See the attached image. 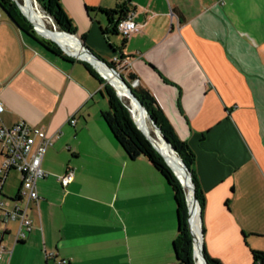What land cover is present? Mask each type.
<instances>
[{"label":"crops","instance_id":"obj_1","mask_svg":"<svg viewBox=\"0 0 264 264\" xmlns=\"http://www.w3.org/2000/svg\"><path fill=\"white\" fill-rule=\"evenodd\" d=\"M60 3L76 34L106 58L123 35L101 30L108 22L98 8L132 12L138 30L122 60L194 151L202 243L222 264H255L253 250L264 251V0ZM77 63L47 52L0 7V118L53 135L28 208L31 229L14 243L8 222L1 239L11 252L0 264H181L171 187L145 156L130 158L119 145L95 82ZM67 168L74 177L63 186L57 175ZM19 185L20 173L4 196Z\"/></svg>","mask_w":264,"mask_h":264},{"label":"trees","instance_id":"obj_2","mask_svg":"<svg viewBox=\"0 0 264 264\" xmlns=\"http://www.w3.org/2000/svg\"><path fill=\"white\" fill-rule=\"evenodd\" d=\"M34 1L38 3V6L43 12H45L52 18L54 24L58 29L66 30L75 34L77 33L75 24L62 8L60 0ZM0 7L5 11L9 19L17 26V28L21 32L35 39L47 52L57 55L63 59H67L70 61L76 60L81 62L87 72L98 80L102 88L99 87L97 89V92L103 94L107 100V107L101 110V116L108 126L109 130L111 131L113 137L130 158H134L138 155L145 156L151 162V164L161 173L165 181L171 187L175 199L178 218L177 235L173 241L175 257L181 264H194V258L192 254V237L187 223L188 211L185 190L182 187L179 178L172 171L163 156L156 150L150 140L136 126L130 115L126 102L116 94L112 86L104 82L103 78L88 61L73 58L72 56L66 54L55 41L38 34L33 28V24L20 10L19 6L14 0H0ZM98 9L105 14L108 22V26L101 28V30L109 31L110 33L118 32L116 27L117 22L121 17L126 15L128 11L127 6L125 4H121L110 9ZM78 36H80L82 40L84 39V34H78ZM69 37L81 43L80 39H78L77 37H73L70 35ZM126 37L127 36H123L121 45L118 47V49L114 48V50L116 51V55L114 56H116L120 60H122V58L124 57L121 48L125 44ZM85 45L88 46L86 43ZM89 48L97 56H99V58L105 60L99 53L95 52L91 47ZM106 62L116 67L117 61L115 59L110 58ZM126 77V81L128 83H131V81L136 78V75L132 71H127ZM131 88L137 98L147 109L151 118L156 122V125L160 128V132L162 133V135L169 140L171 146L174 147L175 151L188 167L191 175V180L194 184V193L199 204V214L201 216L205 204V196L203 190L199 185L197 174L195 171V154L193 149L185 140L181 139L178 136L172 123L164 113L161 106L158 104L155 96L147 87L138 82L136 85H132ZM143 121L144 123L145 121H147V116L145 117V119L143 118ZM201 230H203L202 226ZM202 246L203 254L209 264H222V262L218 258L210 255L206 251L203 243ZM263 253L264 251L253 250L254 260H256L258 257H261Z\"/></svg>","mask_w":264,"mask_h":264},{"label":"built area","instance_id":"obj_3","mask_svg":"<svg viewBox=\"0 0 264 264\" xmlns=\"http://www.w3.org/2000/svg\"><path fill=\"white\" fill-rule=\"evenodd\" d=\"M117 30L123 36L138 30V24L132 18V12L129 11L117 22ZM113 59L117 61L119 70L125 69V60H120L116 56ZM138 79L134 78L132 84L136 85ZM4 108L3 101L0 99V113ZM69 121L73 124L75 118L71 116ZM53 135L47 134L42 128L20 119L12 124L4 123L0 118V144L2 159L0 162V191L1 185L6 173L14 169L20 173V185L17 194L11 199L0 198V256L1 253L11 249L6 248L2 242V234L7 228L9 221H15V231L13 242L23 240L32 226V219L28 214L30 203L38 196L37 180L45 172L41 167V160L46 147L52 143ZM74 177L73 168H67L63 173L57 175V179L64 186ZM191 224V223H190ZM201 227V225H200ZM192 229V228H191ZM193 232V231H192ZM196 247L194 246L195 250ZM193 258L195 254L193 252ZM194 264H197L196 259ZM255 264H264V253L255 260Z\"/></svg>","mask_w":264,"mask_h":264},{"label":"bare ground","instance_id":"obj_4","mask_svg":"<svg viewBox=\"0 0 264 264\" xmlns=\"http://www.w3.org/2000/svg\"><path fill=\"white\" fill-rule=\"evenodd\" d=\"M16 1L18 2V4L20 5V7L22 8V10L34 22L35 26L39 30H41L42 32L47 33V34L54 35L55 38L66 49H68L69 51L71 50L70 51L71 53L76 54V55H81L83 57H86V58L92 60V62H94L95 66L98 68V70L111 82V84L113 86H114V84H113L112 81L116 80L117 82H119L118 84H119V87H120L121 92H122L121 95L119 94L117 88L115 86L114 87H115L116 91L118 92V94L120 95V97L122 96V98H129V105H130V110H131V114H132L133 118L138 123V125L141 128H143V130L147 134L150 135V137L152 138V140H153L154 144L156 145V147L159 150L162 149L161 152L164 154V156L166 158V161L174 169V171L176 172V174L178 175V177L183 182V185L185 187H187V189H188V192H187L188 196L187 197H188V202H189L190 212H191V215H190V223H191L192 231H193L194 235L197 238V246H196V249L194 250V254H195V257H198L199 258V263L198 264H204L203 259H202L201 254H200V248H199L200 241H201V235H200V232H199L200 222H199V218H198L199 217L198 216V209L196 207H194V205L192 204V200H191V189H190L189 181H188V178H187V173H186L184 167L182 166V163L180 161V157L171 148V150H172V157H173L174 161L177 163L178 168H179V172H180V174H179L177 167L174 166L176 163L174 164L173 161H170L168 154H166L165 148H166L167 145L165 144V142L160 137L153 136L155 134V132L157 134H161V135H162V133L155 128V132L153 134V129L151 127H149V125H147L148 122L145 121L146 124L144 123L143 118H144V116H147V115L144 113V111L138 105V103L133 98H131V96H129V94L127 92V89L125 88L124 84L121 82V80L119 79V77L117 76V74L115 72H113L109 67H107L103 62L96 61L89 53L86 52V50L84 49V47L82 46V44L79 41H75V40L73 41V39L69 37V35L70 36H73V37H77V36L71 35V34H68V33H65V32H57V29L58 28L54 24H52L53 25L52 26L53 28L51 27L50 29H46V31L44 29L40 28L38 26V19L40 17H44L46 15H44V13H42L40 10L36 9V7H34L31 4V0H24V2L22 4L20 3V1H18V0H16ZM23 7H25V9L29 12V14L24 10ZM81 49H82L83 52L82 53H79ZM194 222L198 225L197 228H196L197 229V232L194 229Z\"/></svg>","mask_w":264,"mask_h":264},{"label":"water","instance_id":"obj_5","mask_svg":"<svg viewBox=\"0 0 264 264\" xmlns=\"http://www.w3.org/2000/svg\"><path fill=\"white\" fill-rule=\"evenodd\" d=\"M16 1V0H15ZM16 3L18 4V2L16 1ZM19 5V4H18ZM20 7V5H19ZM21 11L26 15V17L29 19V21L33 24V28L36 30V32L40 35H42L43 37L45 38H48V39H51L53 41H55L60 47L61 49L68 55L72 56L73 58L75 59H81V60H86L88 61L95 69L98 70V68L95 66L94 62H92V60L86 58V57H83L81 55H76V54H73L71 53L68 49H66L56 38H54L52 35L50 34H47V33H44L42 32L41 30H39L34 22L30 19V17L22 10V8L20 7ZM57 32H65V33H68V34H71V35H75L77 36L81 43H82V46L84 47V49L86 50L87 53H89L96 61H101L103 62L107 67H109L113 72H115L117 74V76L119 77V79L121 80V82L124 84L125 88L127 89V92L129 94V96H131V98H133L137 103L138 105L142 108V110L144 111V113L147 115L148 119H149V122L151 124L152 127L156 128L157 130L160 131V128L156 125V122L151 118V116L149 115L147 109L144 107V105L141 103V101L137 98V96L134 94L133 90H132V82L131 83H128L125 79V77L116 69L115 66L111 65V64H108L105 60L99 58V56H97L88 46L85 45V43L83 42L82 38L80 36H78L77 34L75 33H71V32H68L66 30H61V29H57ZM105 77V76H104ZM106 78V77H105ZM116 94L120 97V95L118 94V92L116 91ZM121 98V97H120ZM128 107V106H127ZM128 110L130 112V115L133 119V121L135 122L136 126L143 132V134L150 140V142L153 144V146L156 148V150L163 156V158L165 159L166 161V158L164 156V154L161 152V150H159L156 145L154 144L152 138L150 137L149 134H147L143 128H141L138 123L135 121V119L133 118L132 114H131V110L130 108L128 107ZM164 138V141L175 151L174 147L171 146L169 140L163 136ZM180 161L182 163V166L184 167L186 173H187V178H188V181H189V185H190V189H191V200H192V204L194 205V207H196L198 209V214H199V204H198V201H197V198L195 196V193H194V184L191 180V175H190V171L188 169V167L185 165V163L182 161L181 157H180ZM167 162V161H166ZM167 164L169 165V163L167 162ZM170 166V165H169ZM170 168L172 169V171L176 174V172L174 171V169L170 166ZM176 176L178 177V175L176 174ZM179 178V177H178ZM179 180L181 181V179L179 178ZM181 183L183 184V182L181 181ZM184 186V185H183ZM185 196H186V201H187V208H188V216H187V223H188V228H189V231H190V234H191V237H192V248L194 249V246L196 247L197 246V238L196 236L194 235V233L192 232V229H191V224H190V215H191V212H190V206H189V202H188V194L185 193ZM199 222H200V225H201V219H200V214H199ZM200 235H201V241H200V245H199V248H200V254H201V257L203 259V262L204 264H209L203 254V249H202V230H201V227H200Z\"/></svg>","mask_w":264,"mask_h":264},{"label":"rangeland","instance_id":"obj_6","mask_svg":"<svg viewBox=\"0 0 264 264\" xmlns=\"http://www.w3.org/2000/svg\"><path fill=\"white\" fill-rule=\"evenodd\" d=\"M15 1V0H14ZM18 1H20V3L22 4L23 2H24V0H18ZM16 2V1H15ZM29 2V1H28ZM17 4V3H16ZM31 4L34 6V7H36V9H38V10H40L42 13H44V15H46V16H44V17H40L39 19H38V26L40 27V28H42V29H44L45 31H46V29H50L53 25L52 24H54V22H53V20H52V18L48 15V14H46L45 12H43L41 9H40V7L38 6V3L36 2V1H34V0H31ZM18 5V4H17ZM19 6V5H18ZM20 8V7H19ZM24 8V10L29 14V12L25 9V7H23ZM21 10V9H20ZM55 25V24H54ZM56 26V25H55ZM53 28V27H52ZM54 38H55V36L54 35H52ZM74 41V40H73ZM61 48V47H60ZM70 49V48H69ZM71 51V50H70ZM73 52V51H72ZM83 51H82V49L80 50V52L79 53H82ZM106 61H108L110 58H106L105 56H102ZM78 64V66H81L82 68H84L83 67V65H82V63L80 62V63H77ZM116 69L120 72V73H123L122 75L127 79V77H126V72H127V70L126 69H121V70H119L118 68H117V66H116ZM85 70V69H84ZM96 71L99 73V75L103 78V80H104V82L105 83H107V84H109L110 86H112L113 88H114V90H115V92H116V89H115V87L117 88V90H118V92H119V94L121 95V89H120V87H119V82H117L116 80H114V81H112L113 82V84H114V86L111 84V82L107 79V78H105L104 77V75L99 71V70H97L96 69ZM89 76H90V78L92 79V81L93 82H95V84H96V86H97V89H98V87H101V84L98 82V80L95 78V77H93L92 75H90L89 73H87ZM132 82V81H131ZM102 88V87H101ZM96 95H95V97L98 99V100H100L101 102H103L104 103V106L105 107H107V100H106V97L103 95V94H101L100 92H96L95 93ZM121 99L122 100H124L125 102H126V104H127V106L130 108V105H129V98H122V96H121ZM145 117L146 116H144V119H145ZM147 121H148V124L147 125H149V127H151L152 129H153V134H154V132H155V128L154 127H152L151 126V124H150V122H149V119H148V117H147ZM150 133V132H149ZM152 134V133H151ZM152 134V135H153ZM153 136H158V137H160L163 141H164V138H163V136L161 135V134H157L156 132H155V134L153 135ZM165 142V141H164ZM165 144L167 145L166 146V148H165V150H166V154H168V156H169V159H170V161H173L174 162V164L176 163L175 161H174V159H173V157H172V150H171V147L165 142ZM162 150V149H161ZM176 152V151H175ZM177 153V152H176ZM177 155H178V153H177ZM179 156V155H178ZM180 157V156H179ZM174 166H176L177 167V169H178V172H179V168H178V165H177V163L174 165ZM179 174H180V172H179ZM176 175V174H175ZM181 176V175H180ZM182 177V176H181ZM18 181H19V173H17V171L16 170H14V169H11L10 170V172L8 173V176H7V179H6V183H5V185H4V187H3V190H2V193L4 194V195H11V194H13L14 192H15V189H16V187H17V185H18ZM180 181V180H179ZM180 183H181V181H180ZM181 185H182V187L184 188V190H185V193H187L188 192V189H187V187H185V186H183V184L181 183ZM3 195V197L6 199V200H8L7 198H6V196H4ZM186 197V196H185ZM186 204H187V201H186ZM187 210H188V208H187ZM198 216H199V214H198ZM199 218V217H198ZM10 226L14 229V224H13V221H11L10 222ZM197 224L194 222V229H195V231L197 232ZM199 232H200V230H199ZM199 234V233H198ZM193 252H194V250H193V248H192V254H193ZM195 259H197L196 261H197V264L199 263V258L198 257H195ZM194 259V260H195Z\"/></svg>","mask_w":264,"mask_h":264}]
</instances>
